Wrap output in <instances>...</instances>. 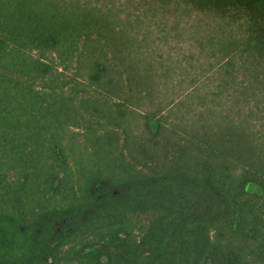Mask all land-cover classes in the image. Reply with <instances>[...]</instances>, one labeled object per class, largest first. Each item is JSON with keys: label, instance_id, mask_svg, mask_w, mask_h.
Listing matches in <instances>:
<instances>
[{"label": "trees", "instance_id": "1", "mask_svg": "<svg viewBox=\"0 0 264 264\" xmlns=\"http://www.w3.org/2000/svg\"><path fill=\"white\" fill-rule=\"evenodd\" d=\"M0 264H264V0H0Z\"/></svg>", "mask_w": 264, "mask_h": 264}, {"label": "rangeland", "instance_id": "2", "mask_svg": "<svg viewBox=\"0 0 264 264\" xmlns=\"http://www.w3.org/2000/svg\"><path fill=\"white\" fill-rule=\"evenodd\" d=\"M249 191H251V192L256 191V187H255L254 185H251V186L249 187Z\"/></svg>", "mask_w": 264, "mask_h": 264}]
</instances>
